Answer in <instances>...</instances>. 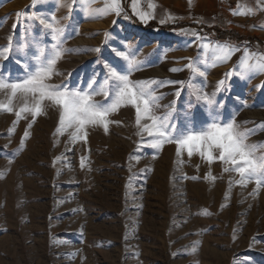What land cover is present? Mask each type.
<instances>
[{
    "label": "rangeland",
    "instance_id": "374dc122",
    "mask_svg": "<svg viewBox=\"0 0 264 264\" xmlns=\"http://www.w3.org/2000/svg\"><path fill=\"white\" fill-rule=\"evenodd\" d=\"M151 2L156 4L154 16L144 22L134 14L132 0L121 2V15L97 19L85 18L74 5L70 20L64 19L68 11L60 0H38L35 6L32 0H0V49L12 37L0 73L23 77L22 65L29 70L34 65L35 45L47 52L55 43L38 21L18 20L16 13L55 15L65 27L63 47L79 51L58 62L61 75L50 83L87 90L95 78V89L107 74L105 65L118 71L125 67L114 50L127 51L140 62L133 81L186 82L159 87L156 93L162 97L158 115L173 106L170 120L177 134L200 129L213 117L234 119L241 131L253 133L249 144H264V74L226 77L242 51L225 63L206 66L201 43L223 42L189 28L184 31L197 36L144 31L126 10L142 24L204 23L212 35L222 31L251 37V44L231 45L264 53V10H257L252 20L233 14L241 10L238 5L257 8L258 0ZM148 3L139 0V7L148 11ZM93 7L103 8V0ZM97 47L98 53L87 51ZM207 55L211 59L212 53ZM189 58L201 61L198 67L206 70V79L186 67ZM189 80L204 93H215L220 107L210 110L197 101ZM220 80L225 85L218 91ZM111 98L98 95L94 100L106 104ZM109 119L107 132L89 127L86 139L72 141L71 130L57 134V108L48 107L34 122L31 115L17 120L14 112L0 111V264H264V186H238L239 176L225 172L223 162L210 164L198 151L189 157L186 149L178 157L175 143L160 150L150 147L151 137L145 134L142 141L136 134L132 106L121 107ZM262 154L264 150L257 153Z\"/></svg>",
    "mask_w": 264,
    "mask_h": 264
},
{
    "label": "snow or ice",
    "instance_id": "6c2138e0",
    "mask_svg": "<svg viewBox=\"0 0 264 264\" xmlns=\"http://www.w3.org/2000/svg\"><path fill=\"white\" fill-rule=\"evenodd\" d=\"M37 2L38 0H32V5L35 6ZM97 2L99 0H60V6L65 7L68 11V15L64 17L66 20L71 19L74 5H79L77 10L82 12L87 19L102 18L111 14L119 16L123 12L121 0H103V8H94L93 5ZM189 2L191 3V0ZM262 4H264V0H258L256 9L238 5V9L241 10L233 14L255 15L257 10H264V7H261ZM147 7L149 10L145 11L139 7V0H132L131 8L134 14L144 22L153 18L156 4L149 0ZM16 16L18 20L24 16L26 19L38 21L43 29L48 30L55 43L47 52L39 44L35 45L36 51L32 57L34 65L31 70L27 64L22 65L25 69L23 77L10 79V74L0 73V111L14 112L17 120L22 117V114L31 115L34 122L36 116L46 114L48 107L57 108L59 110L57 134L62 135L71 130V140L79 141L86 139L89 127L100 126L107 132L109 124L112 123L109 117L118 112L121 107L132 106L136 113V134L141 137L142 141L145 134L151 137V140L148 141L150 147L160 150L165 144L175 143L178 157L181 155V151L186 149L189 157L193 155L194 151H198L199 155L210 164L216 160L223 162L226 165L225 172L235 173L239 176V180L235 181L238 186L255 183L257 190L264 186V154L257 155L258 152L264 150V144H249L248 140L253 133L241 131L234 119L222 122L213 117L210 121L204 122L200 129H186L177 134L176 127L170 120L171 111L174 110L173 106L170 105V110L163 115L157 114L162 99L156 94L158 88L173 84H180L183 87L185 81H133L131 75L134 71L139 70L140 62L135 55L127 51L114 50L116 55L125 62V67L118 71L111 65H105L108 69L107 74L95 89L93 88V85L96 84L95 78L89 81L87 90L69 89L66 85L61 87L52 84L50 81L53 76L61 75L56 69L58 62L66 54L79 50H69L63 47L65 27L55 15L45 18L36 12H32L31 15L17 12ZM169 18L172 17L169 16ZM164 22L161 20V23ZM181 34L197 36L195 32L189 33L184 30L181 31ZM104 35L106 40L110 37L107 32ZM8 41V45L0 49V59H7V54L12 50L11 36L8 37ZM200 46L204 50L203 63L211 67L227 62L238 51L243 52L236 69L226 73V77L238 75L241 79H248L251 76L264 74V53L253 52L248 48L241 50L228 43L214 44L211 41L201 43ZM87 51L98 53L100 48L87 49ZM208 52L212 53L211 59L208 58ZM200 62V60L193 62L189 58L186 67L194 75L206 79V70L202 71L198 67ZM181 70L170 69L172 72ZM153 85H157V88H153ZM224 85L225 80H220L217 90L219 91ZM187 86L197 101L206 104L210 110L216 105L215 93L211 96L204 93L192 85L190 80L187 82ZM110 94L112 98L106 104L96 103L94 100V97L98 95L108 99ZM175 95L179 97L180 90H177ZM216 106L220 107V105ZM27 136L28 132H25V137ZM231 183L232 181H230ZM195 251L194 247L193 252Z\"/></svg>",
    "mask_w": 264,
    "mask_h": 264
},
{
    "label": "trees",
    "instance_id": "16d2710c",
    "mask_svg": "<svg viewBox=\"0 0 264 264\" xmlns=\"http://www.w3.org/2000/svg\"><path fill=\"white\" fill-rule=\"evenodd\" d=\"M121 2H123V0H121ZM126 10L128 11L129 15H131L132 21L136 25V27L144 31H148V32H152L156 30L163 31V32H171V31L180 32L184 30L185 28H189L192 30H196L198 33H202L206 36H209L218 42H223V43H229V44H235V45H246V44H251L253 41H255V39L251 37L243 38V37H240L234 34L233 32H227V33L224 32L225 33L224 34L221 31L217 35H212L211 34L212 29L207 27V25H205L204 23H166L164 25H160L156 21H150V23L148 24H142L131 13V11L128 8ZM213 31H216V30H213ZM227 35H230V36H227Z\"/></svg>",
    "mask_w": 264,
    "mask_h": 264
},
{
    "label": "crops",
    "instance_id": "0c3cea01",
    "mask_svg": "<svg viewBox=\"0 0 264 264\" xmlns=\"http://www.w3.org/2000/svg\"><path fill=\"white\" fill-rule=\"evenodd\" d=\"M255 9H256V8H255ZM260 11H261V10H259V12H260ZM242 16H243V17H250V20L254 19V17H255L254 15H252V16H251V15H250V16H249V15H242Z\"/></svg>",
    "mask_w": 264,
    "mask_h": 264
},
{
    "label": "bare ground",
    "instance_id": "6f19581e",
    "mask_svg": "<svg viewBox=\"0 0 264 264\" xmlns=\"http://www.w3.org/2000/svg\"><path fill=\"white\" fill-rule=\"evenodd\" d=\"M97 5H99V4H97Z\"/></svg>",
    "mask_w": 264,
    "mask_h": 264
}]
</instances>
